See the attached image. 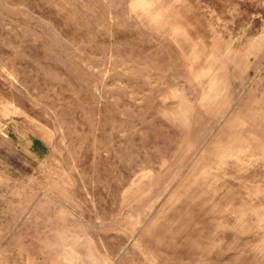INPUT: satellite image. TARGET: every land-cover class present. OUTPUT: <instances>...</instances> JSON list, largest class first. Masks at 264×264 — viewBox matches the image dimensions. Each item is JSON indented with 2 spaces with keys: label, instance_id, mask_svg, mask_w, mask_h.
<instances>
[{
  "label": "rangeland",
  "instance_id": "1",
  "mask_svg": "<svg viewBox=\"0 0 264 264\" xmlns=\"http://www.w3.org/2000/svg\"><path fill=\"white\" fill-rule=\"evenodd\" d=\"M0 264H264V0H0Z\"/></svg>",
  "mask_w": 264,
  "mask_h": 264
}]
</instances>
